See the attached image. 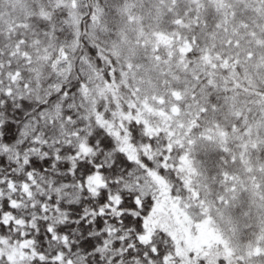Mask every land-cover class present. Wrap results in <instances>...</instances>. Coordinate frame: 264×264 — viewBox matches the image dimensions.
I'll return each mask as SVG.
<instances>
[{
  "label": "snow or ice",
  "instance_id": "snow-or-ice-1",
  "mask_svg": "<svg viewBox=\"0 0 264 264\" xmlns=\"http://www.w3.org/2000/svg\"><path fill=\"white\" fill-rule=\"evenodd\" d=\"M0 264H264V0H0Z\"/></svg>",
  "mask_w": 264,
  "mask_h": 264
}]
</instances>
